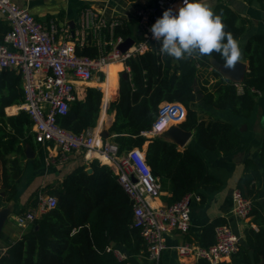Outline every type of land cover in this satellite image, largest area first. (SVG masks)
<instances>
[{
    "label": "trees",
    "instance_id": "obj_1",
    "mask_svg": "<svg viewBox=\"0 0 264 264\" xmlns=\"http://www.w3.org/2000/svg\"><path fill=\"white\" fill-rule=\"evenodd\" d=\"M259 1L264 7V0ZM213 11L221 15L225 31L240 40L247 29L246 17L226 2L216 5ZM115 34L128 38L131 30L124 24ZM149 44L148 51L126 60L129 75L121 77L119 96L108 108L115 113L111 139L118 145L119 154L147 143L148 163L162 189L171 192L170 204L189 192L199 193L204 202L207 194L219 190L223 182L208 170L202 156L190 146L180 148L161 134L148 137L145 133L152 130L161 103L176 102L186 109L181 128L192 131L200 145L216 155L235 150L240 145L238 130L229 121L200 117L196 106L198 93H203L202 100L207 104L219 109L230 108L236 115L249 117L258 92L264 91V34L250 36L241 50V57L249 63L243 93L238 92L233 81L217 73L213 83H202L197 91L194 83L199 66L208 61L207 56L194 54L176 60L162 54L160 44L154 39ZM78 52L96 54L92 48ZM210 57L225 65L218 53ZM122 67L120 63L115 70L112 87L116 84V72ZM102 96L98 88L88 87L85 99L74 100L67 114L58 117V123L76 134L96 126ZM23 100L21 76L11 69L0 71V188L6 201L12 200L24 184L27 148L36 152L32 158L35 169L42 167L46 151L36 141L32 120L26 111L6 112L7 107L19 105ZM260 160L261 165L252 158L246 159L244 174L237 185L253 201L251 222L258 229L248 227L246 243L240 244L231 262L219 264H264V204L259 201L264 184V136ZM89 166L92 172H88L87 165H79L46 188L45 192L57 197L56 207L44 213L20 239L8 244L6 252L0 254V264H129L117 258L110 248L112 243L124 245L134 254L146 252L140 229L133 225V201L118 182L113 168L98 158L92 159ZM38 196L39 190L32 193L31 205L37 204ZM222 223L220 219L208 223L200 241L213 244L215 228ZM250 250L254 251V260ZM199 264L211 263L200 259Z\"/></svg>",
    "mask_w": 264,
    "mask_h": 264
},
{
    "label": "built area",
    "instance_id": "obj_2",
    "mask_svg": "<svg viewBox=\"0 0 264 264\" xmlns=\"http://www.w3.org/2000/svg\"><path fill=\"white\" fill-rule=\"evenodd\" d=\"M180 3L181 0H155L153 4L141 7L137 18L142 39L122 51L119 45L126 38L116 35L115 30L124 23L120 19H107L92 5L82 8L79 26L74 29L59 24L56 19L43 22L14 0H0V13L10 26L0 41V71L11 69L21 76L24 100L16 108L27 112L36 141L49 151L45 164L56 163L58 157V161L64 162L71 152L82 151L87 156L90 153L97 155L102 164L111 166L118 182L133 201V225L140 229L146 256L153 264H160L167 247V233H189L191 204L200 203L202 196L189 192L171 204L152 205V199L160 196L162 185L152 172L144 146H135L119 154L118 145L111 138L102 136L100 122L76 134L60 126L57 119L67 114L71 103L81 97L85 87H96L107 93L109 69L114 62L120 61L123 71L129 75L126 60L150 49L149 41L153 39L151 25L165 9H176ZM86 48L94 49L96 54L78 52ZM80 83L85 86L83 90H80ZM234 83L237 89L241 87L240 83ZM101 106L107 107L106 104ZM185 117L182 105L161 103L151 134H161L170 120L182 121ZM232 199L234 213L244 221L250 219L253 201L239 188L233 190ZM56 205V196L40 193L37 204L15 214L14 219L20 226L33 224ZM215 237L216 241L210 245L184 241L175 248L181 257L206 259L211 264L231 261L239 251L240 238L227 224L216 226ZM119 255L123 257L120 252Z\"/></svg>",
    "mask_w": 264,
    "mask_h": 264
},
{
    "label": "crops",
    "instance_id": "obj_3",
    "mask_svg": "<svg viewBox=\"0 0 264 264\" xmlns=\"http://www.w3.org/2000/svg\"><path fill=\"white\" fill-rule=\"evenodd\" d=\"M20 6L28 8L38 19L43 22H48L50 19H56L61 25H68L72 28H77L80 23L81 10L87 5L102 11L107 19H120L131 30L129 37L134 41L142 39L141 29L137 18L138 10L150 4L155 0H72V3H67L66 9H61L57 3L62 0H14ZM209 6L214 9L216 5L221 3L220 0H205ZM226 3L239 15L246 17L248 20L247 29L244 35L240 38V47L243 50L247 39L255 34H264V7L259 0H228ZM123 24V25H124ZM10 26L8 21L0 13V41H3L5 34L9 31ZM206 64L199 66L198 78L194 83L197 91L200 90L201 84L207 81L213 83L216 80V73L222 78L240 83L241 87L238 89L239 93L244 92L243 80L249 70V63L242 57L234 67H226L223 65L215 66L212 63V57L207 56ZM120 63L111 65L106 86L107 93H103L102 104L107 105L106 108L101 106L100 127L102 131L108 132V137L111 138L113 134L110 132V127L115 119V113L109 112L108 108L119 96L120 79L123 76V67L119 69L116 74V84L112 87L113 75ZM94 85V84H93ZM92 85V86H93ZM80 90L83 86L80 83ZM117 90V91H116ZM116 94L112 97V93ZM87 88L81 93L79 99H85ZM203 93H198V102L196 104L200 117L221 118L231 122L240 134V145L233 151L226 154L216 155L214 152L206 149L200 145L194 137L192 132L187 142L183 145L178 144L180 148L187 146L196 150L207 164L208 170L219 177L223 184L222 187L214 192L207 194L204 202H193L191 204V229L187 234L167 233L165 235L167 247L161 255L160 264H199L200 259L195 257H181L176 251V245L184 241L201 242L200 238L204 227L213 220L220 219L227 224L231 230L240 238V243L244 244L245 231L248 227L258 229L255 224L251 222V218L247 221L240 219L233 211L232 192L237 188L238 181L244 174L245 161L248 158L254 159L261 165L260 151L264 136V91L260 93L256 100V105L252 114L249 117H242L232 112L230 108L219 109L202 100ZM166 102L162 103L165 104ZM180 104L181 103H176ZM183 106V105H182ZM17 105H12L6 108L7 114H16ZM184 107V106H183ZM16 108V109H15ZM10 109H14L10 111ZM186 111V109H185ZM185 119V118H184ZM174 121L173 124L180 125L183 121ZM168 123L166 130L171 126ZM162 134V133H161ZM148 137H153L151 131L146 133ZM168 140H174L171 136L165 137ZM147 149V143L144 145ZM34 152V151H33ZM49 151H45L42 167L34 168L33 157H28L26 169L24 173V184L18 191L16 196L6 201L4 199V191L0 188V220L3 219L0 228V254H4L10 242L20 239L26 231L31 228L32 224L20 226L14 219V215L23 211L27 203L30 201L32 193L39 190L40 193L45 192L46 188L57 180L63 179L71 170L79 165H87V170L90 168L89 163L92 159L97 158V155L90 157L82 151L71 152L64 162L58 161L50 165L45 164V156ZM53 153H55L53 151ZM1 174V167H0ZM1 187V182H0ZM171 192L167 189H162L160 196L153 198L151 204L154 206H163L170 204ZM259 201L264 204V184L259 195ZM110 248L116 254L119 260H127L129 264H153L146 256V252L141 251L138 254L131 253L124 245H116L112 243ZM123 254V257L119 255ZM119 256H118V255ZM231 262V261H226Z\"/></svg>",
    "mask_w": 264,
    "mask_h": 264
},
{
    "label": "clouds",
    "instance_id": "obj_4",
    "mask_svg": "<svg viewBox=\"0 0 264 264\" xmlns=\"http://www.w3.org/2000/svg\"><path fill=\"white\" fill-rule=\"evenodd\" d=\"M150 32L160 52L176 60L218 53L231 68L241 59L239 40L225 31L221 15L205 0H181L176 9H165Z\"/></svg>",
    "mask_w": 264,
    "mask_h": 264
},
{
    "label": "water",
    "instance_id": "obj_5",
    "mask_svg": "<svg viewBox=\"0 0 264 264\" xmlns=\"http://www.w3.org/2000/svg\"><path fill=\"white\" fill-rule=\"evenodd\" d=\"M133 43H134V39L131 38V37H128V38L125 39L124 42H122L119 45V49H121L122 51H125L130 46H132ZM212 63L215 66L223 65V64H220L219 62H217L214 58L212 59ZM223 66H225V65H223ZM122 75L124 77H127L128 73L127 72H123ZM174 110H175V108H174ZM173 111H172V114H173ZM191 134H192V131L184 130L183 128H181L180 125H171L167 130L163 131L161 135L164 136V137H167V135H169V136H171L174 139V140H171V141H173V142H175L177 144L183 145L184 143L187 142V140L191 136ZM102 136L103 137H108V132L106 130L102 131ZM27 156L28 157H33L34 156V152L31 149V147L27 148ZM88 172H92V168H89ZM2 222H3V219L0 220V228H1ZM0 236H1V234H0ZM249 254H250L251 258L254 260V251L250 250Z\"/></svg>",
    "mask_w": 264,
    "mask_h": 264
},
{
    "label": "rangeland",
    "instance_id": "obj_6",
    "mask_svg": "<svg viewBox=\"0 0 264 264\" xmlns=\"http://www.w3.org/2000/svg\"><path fill=\"white\" fill-rule=\"evenodd\" d=\"M58 1H60V0H58ZM65 1L67 2V3H69V2H71L72 3V0H62L60 3H58V2H54V3H57L58 4V6L61 8V9H66L67 8V3H65ZM221 119V118H220ZM224 120V119H223ZM172 125H176V124H172ZM93 155H95V154H93V153H90L89 154V156L90 157H92ZM32 204V202H28L27 203V205H26V207H25V209H27L28 207H31V206H33V205H31Z\"/></svg>",
    "mask_w": 264,
    "mask_h": 264
},
{
    "label": "bare ground",
    "instance_id": "obj_7",
    "mask_svg": "<svg viewBox=\"0 0 264 264\" xmlns=\"http://www.w3.org/2000/svg\"><path fill=\"white\" fill-rule=\"evenodd\" d=\"M118 63H121L120 61H117V62H114L112 65H116V64H118ZM16 109V108H15ZM14 109H10V111H13ZM174 121L175 120H170V122L169 123H171V124H173L174 123ZM105 162H107L108 163V161L107 160H104Z\"/></svg>",
    "mask_w": 264,
    "mask_h": 264
}]
</instances>
